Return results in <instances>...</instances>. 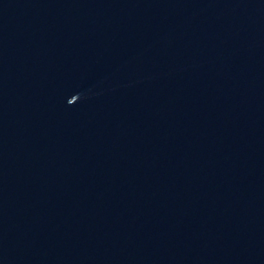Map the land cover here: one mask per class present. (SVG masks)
<instances>
[{
  "label": "water",
  "instance_id": "obj_1",
  "mask_svg": "<svg viewBox=\"0 0 264 264\" xmlns=\"http://www.w3.org/2000/svg\"><path fill=\"white\" fill-rule=\"evenodd\" d=\"M0 264H264V0H0Z\"/></svg>",
  "mask_w": 264,
  "mask_h": 264
}]
</instances>
